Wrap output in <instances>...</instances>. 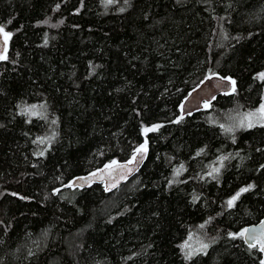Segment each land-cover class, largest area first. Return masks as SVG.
<instances>
[{
  "label": "trees",
  "instance_id": "1",
  "mask_svg": "<svg viewBox=\"0 0 264 264\" xmlns=\"http://www.w3.org/2000/svg\"><path fill=\"white\" fill-rule=\"evenodd\" d=\"M0 26V264H261L230 233L264 215V124L246 126L264 103V0H0ZM212 74L235 91L180 115ZM146 141L114 191L53 193Z\"/></svg>",
  "mask_w": 264,
  "mask_h": 264
},
{
  "label": "water",
  "instance_id": "2",
  "mask_svg": "<svg viewBox=\"0 0 264 264\" xmlns=\"http://www.w3.org/2000/svg\"><path fill=\"white\" fill-rule=\"evenodd\" d=\"M8 47L9 42L7 41V50L5 52L4 38L3 35L0 34V54L6 55ZM2 61L3 60H0V62ZM231 81V79L218 74L206 76L183 99L180 106V115H192L205 108L204 105L212 102L217 96L230 93L232 91ZM133 154L124 160H113L116 162L114 165L112 164V161L91 171L77 174L73 176L69 182L55 189L53 193L66 187L83 189L92 184H101L106 192L114 191L140 171L146 160L148 149L144 153L137 154L135 160H133ZM106 165H111V167L106 168ZM244 229H249V232L242 237L243 242L247 246L251 243H256L257 250L260 254V260L261 262L264 261V252L260 251V244L257 241L248 239V236H255L257 240H264V215L254 223L248 224Z\"/></svg>",
  "mask_w": 264,
  "mask_h": 264
},
{
  "label": "snow or ice",
  "instance_id": "3",
  "mask_svg": "<svg viewBox=\"0 0 264 264\" xmlns=\"http://www.w3.org/2000/svg\"><path fill=\"white\" fill-rule=\"evenodd\" d=\"M112 2H113V0H107V3H112ZM123 10H124V9H121V11H123ZM0 34L3 35L4 43H5V52H6V50H7V49H6L7 41H8V39L11 37L12 33H10V32H6L5 29H4V27H3V26H0ZM5 59H7V56L4 55V54H0V60H5ZM258 78L264 80V72L259 73V74H258ZM228 79H230V78H228ZM231 83H232V91H235V81H231ZM35 107H36V106L33 105V106H31L30 109H24V110H22V111H25V112L31 111V114H32V115H38L39 113H37V112H35V111H32V109H35ZM182 107H183V106H182ZM204 107H206V108H207V107H210V104L206 103V104L204 105ZM259 111L264 112V105H261V108H260ZM252 115H254V114H251V113L248 114L249 117L252 116ZM182 118H183V117H181V119H182ZM177 122H178V121H177ZM54 123H55V121H54ZM240 126H241V127H244V126H245V123H244L243 120L241 121ZM246 126L249 127V128H251V127H253L254 125H253V123H252V122L250 121V119H249V122L247 123ZM159 127H160V125H153L152 127L144 128V132H145V134H146V133H148V132L156 131ZM221 127H223V125H221ZM225 131L231 132L232 129H231V128H228V129H225ZM39 142H40V143H43L44 140H43V139H40ZM146 145H147V141L145 142L144 145H141L140 147H138V148L135 150V152H134V154H133V160L136 159L137 154L144 153V152L147 151V147H146ZM43 154H44L43 152L38 153V155H43ZM198 154H199V153H198ZM223 159H226V158H223V157H222V158H221V162L223 161ZM115 163H116L115 161L112 162L113 165H114ZM130 163H131V161H130ZM105 167L108 168V167H111V165H106ZM182 170H183V165H181V168H180V169H177V170H176L175 175H177V176L180 175V172H181ZM218 172H219V168H213L212 171L209 172L208 174L211 176V175H213V173H218ZM93 175H95V174H93ZM252 187H254V185H248L247 187L241 188V189H240V190H239L234 196L231 197V199H229V200L227 201V206H228V207H232V206L234 205L235 201H236L237 199H239V197L241 196V194H242V193H245V192H247V191H249ZM195 199H198V197H195V196H194V200H195ZM200 227H203V225H201ZM248 232H249V229H244V230L241 231L240 233H230V235H231L233 238H235L236 236L244 237ZM248 239H249V240H253V241H257V242L260 244V251L264 252V240H257V238H256L255 236H248ZM249 246H250V247H256V243H251ZM181 247H182V248H187V247H189V245L187 244V242H185V244L181 245ZM207 247H208V245H206V244H205V245H202V248H201L200 250L206 249ZM187 256H188V258H190V257H191V253H188ZM261 264H264V261H262Z\"/></svg>",
  "mask_w": 264,
  "mask_h": 264
},
{
  "label": "rangeland",
  "instance_id": "4",
  "mask_svg": "<svg viewBox=\"0 0 264 264\" xmlns=\"http://www.w3.org/2000/svg\"><path fill=\"white\" fill-rule=\"evenodd\" d=\"M261 105H264V103H262ZM261 105H259L254 111L246 113L247 123L249 122V119H250V121L253 124H264V112L259 111L261 108ZM250 113L254 115L249 117L248 114Z\"/></svg>",
  "mask_w": 264,
  "mask_h": 264
}]
</instances>
